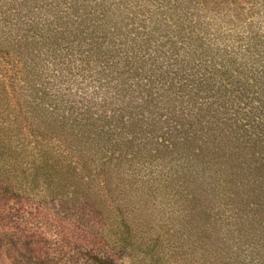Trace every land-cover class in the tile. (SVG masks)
<instances>
[{"label":"rangeland","instance_id":"obj_1","mask_svg":"<svg viewBox=\"0 0 264 264\" xmlns=\"http://www.w3.org/2000/svg\"><path fill=\"white\" fill-rule=\"evenodd\" d=\"M0 128L22 173L85 175L63 263L121 217L171 264H264V0H0ZM15 188L33 228L49 198Z\"/></svg>","mask_w":264,"mask_h":264},{"label":"trees","instance_id":"obj_2","mask_svg":"<svg viewBox=\"0 0 264 264\" xmlns=\"http://www.w3.org/2000/svg\"><path fill=\"white\" fill-rule=\"evenodd\" d=\"M3 133L0 128V264H65L57 259L56 254L67 242L58 236L55 240L50 239L46 230L54 220L61 222L70 217L78 228H83L92 218L82 206L86 202L82 195L88 188L85 175L77 171V167L60 162L46 151L40 153L38 164L31 161L29 172L22 173L14 152L5 146ZM21 178L30 186H40L43 197L49 198L47 204L51 203L39 211L41 219L33 228L13 220V216L24 210L19 203H11L12 198L20 196L15 186ZM14 179H17L15 183ZM112 224L113 231L108 238L102 232L104 236L94 237L93 233L99 232L95 229L88 230L91 235L77 238L75 255L84 257V261L78 264H171L156 250L155 243L142 237L135 240L125 219L120 217Z\"/></svg>","mask_w":264,"mask_h":264}]
</instances>
